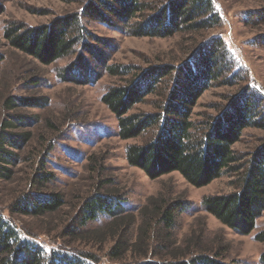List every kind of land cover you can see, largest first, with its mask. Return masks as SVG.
<instances>
[{"label":"trees","instance_id":"obj_1","mask_svg":"<svg viewBox=\"0 0 264 264\" xmlns=\"http://www.w3.org/2000/svg\"><path fill=\"white\" fill-rule=\"evenodd\" d=\"M83 19L103 23L129 36L172 37L218 26L220 18L212 0H87L79 13H66L47 24L10 23L3 31V38L9 47L43 65L67 56L79 46L81 53L57 74L63 81L95 83L101 70L117 78L118 83L106 89L101 102L116 118L120 139L150 133L144 142L129 144L125 150L128 164L141 169L149 178L177 172L191 186L203 187L223 173L240 169L232 145L239 141L243 129L264 127V103L256 91L239 85L241 90L228 98L216 116L201 123L199 128L191 120L192 108L214 81L222 78L221 84H230L234 79L221 38L210 37L203 41L179 65L161 64L132 72L129 66L107 63L105 54L84 32ZM86 34L89 37L86 38ZM89 57L96 67H90ZM165 76L170 77L171 85L157 111L130 112ZM47 100L39 95L8 94L2 97L0 181L8 182L13 178V167L20 158V151L32 138L31 131L25 129L29 116L17 109L44 106ZM48 125L54 127L51 123ZM241 167L235 190L207 195L201 205L222 225L238 234L248 235L264 210V140L250 152ZM42 171L32 179L40 188L19 195L10 205L9 213L42 217L61 209L63 194L42 189L46 181L54 178L53 173L45 172L44 168ZM115 198L119 196L106 192H94L83 198L75 220L65 227L66 236L71 240L49 250L33 236L22 234L0 211V264H96L98 260L94 255L80 251L75 245L80 241L104 244L108 240L113 242L108 255L117 261L130 251L136 257L134 264H227L215 253L185 257L184 253L180 255L173 251L168 260L147 257L145 227L153 216L158 214L164 226L169 228L175 212L186 206L179 200L166 203L160 198H150L152 207L149 209L146 204L141 208L138 234L133 242H129L124 235L127 227L134 223L133 216L122 214ZM99 213L107 214L110 220L98 228L82 229L81 232L80 228L95 220ZM254 238L264 243V229ZM259 261L264 264V250Z\"/></svg>","mask_w":264,"mask_h":264},{"label":"rangeland","instance_id":"obj_2","mask_svg":"<svg viewBox=\"0 0 264 264\" xmlns=\"http://www.w3.org/2000/svg\"><path fill=\"white\" fill-rule=\"evenodd\" d=\"M86 1L0 0V118L4 114L1 100L8 94L39 95L48 99L44 106L17 109L29 116L25 129L31 131L32 138L20 151L13 178L8 182L0 181V211L22 234L33 236L49 250L71 240L66 236L65 227L75 220L82 199L94 192L119 196L115 201H119L122 214L133 216L134 223L127 227L124 235L129 242L138 234L140 210L144 205L150 209L156 198L166 203L179 200L186 207L175 212L171 227L166 228L158 214L145 227L147 257L168 260L173 251L184 253L185 257L215 253L227 264H260L264 243L256 241L254 235L264 229V210L253 231L241 235L206 213L201 201L207 195L226 194L237 188L241 166L264 140V127L243 129L239 141L232 145L239 158L236 165L240 167L234 173H223L203 187L191 186L177 172L151 179L141 169L129 165L125 157L129 144L144 142L150 133L120 139L116 118L101 102L106 89L118 83L117 78L101 70L95 83L63 81L57 74L81 53L79 46L67 56L43 65L9 47L3 38V31L10 23L47 24L66 13H79ZM212 2L220 18L218 26L172 37H135L100 22L85 19L81 22L84 32L93 38L92 43L107 57L108 64L126 65L132 72L161 64L179 65L203 41L210 37L221 38L232 65L230 74L235 75L230 84H221L220 78L201 94L191 114L192 122L199 128L201 123L217 115L230 96L241 90L239 85L256 91L264 103V0ZM84 56L88 58L87 54ZM89 63L91 68L97 66L94 60L90 59ZM169 78L163 77L155 90L130 112L157 111L170 88ZM48 123L54 127L50 128ZM43 168L45 172H52L54 178L46 181L42 189L63 194L61 209L42 217L9 213L10 205L19 195L40 188L32 179L43 172ZM109 220L107 214L99 213L95 220L80 228L81 232L98 228ZM112 244L111 240L104 244L80 241L75 248L94 255L98 260L96 264H134L136 257L130 251L121 261L111 259L108 254Z\"/></svg>","mask_w":264,"mask_h":264}]
</instances>
